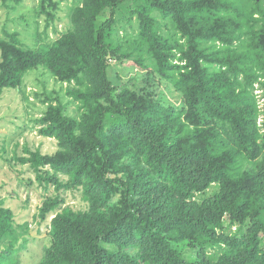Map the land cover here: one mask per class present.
Here are the masks:
<instances>
[{"label":"trees","instance_id":"trees-1","mask_svg":"<svg viewBox=\"0 0 264 264\" xmlns=\"http://www.w3.org/2000/svg\"><path fill=\"white\" fill-rule=\"evenodd\" d=\"M62 1H38V47L0 29V99L42 68L77 102L47 95L57 149L14 154L55 189L31 264H264V0H73L60 29ZM30 226L0 199V264Z\"/></svg>","mask_w":264,"mask_h":264},{"label":"rangeland","instance_id":"rangeland-1","mask_svg":"<svg viewBox=\"0 0 264 264\" xmlns=\"http://www.w3.org/2000/svg\"><path fill=\"white\" fill-rule=\"evenodd\" d=\"M38 1L24 0L14 7L0 6L2 34L5 30L16 31L26 45L40 46L44 42L45 28L44 19L37 16ZM72 3L73 0L61 2L58 28L65 29L68 25V12ZM49 35L55 38L57 34L50 29ZM135 72L126 69L124 74L130 77ZM161 89L165 90L171 101L180 102L177 92L164 85ZM47 95H59L67 105V113L78 115L77 102L72 101L67 94L66 83L42 68L26 75L24 90L4 88L0 99V199H4L5 205L15 210L18 222L29 221L31 224L29 241L20 251V259L26 264H31L33 254H41L43 245L48 243L47 222L40 223L36 214L42 201L47 195L55 193V189L53 185L48 189L42 185L29 164L19 162L14 154L17 151L19 155H28L25 147L32 150L40 148L43 153H52L57 149V140L41 135V125L36 121L47 107L43 102ZM63 194L76 208L84 207L85 203L78 190L67 189Z\"/></svg>","mask_w":264,"mask_h":264}]
</instances>
